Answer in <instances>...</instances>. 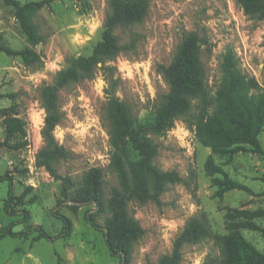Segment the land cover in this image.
<instances>
[{
    "label": "rangeland",
    "instance_id": "374dc122",
    "mask_svg": "<svg viewBox=\"0 0 264 264\" xmlns=\"http://www.w3.org/2000/svg\"><path fill=\"white\" fill-rule=\"evenodd\" d=\"M110 10L108 0H46L33 17L42 37L34 45L21 32L14 8L0 1L1 41L13 51H0V140L5 139L3 116L15 112L23 121V132L0 148V173L12 175L14 193L23 195L19 208L29 212L24 219V213L11 216L4 211L9 183L0 181V264H124L106 243L103 228L109 209L96 214L100 227L93 226L87 211L95 206L73 208L63 194V178H71L76 186L91 167H102L105 197L109 198L119 182L111 167L114 148L103 119L106 107L117 97L133 116H148L169 90L158 65L170 63L184 33L195 31L202 39L201 56L212 98L221 81V58L228 48L239 58L241 71L264 88V17L247 13L238 0H150L142 21L115 29L128 48L114 59L98 63L92 78L60 91L62 117L53 130L52 146L64 148L68 156L54 162L61 176L56 178L37 161L39 152L50 145L43 134L47 111L41 104L40 88L53 82L69 58L90 55L102 38ZM25 47L40 55L38 65L27 66L16 54ZM200 107L195 99L191 112L172 129L162 135L150 134L158 146L153 163L161 170L175 171L181 180L169 183L159 201L129 203V214L143 229L132 246L130 264H160L194 216L207 218L211 236L185 244L180 264H203L208 256L218 258L216 236L230 232V221L248 218L264 228V216L251 215L264 209V155L249 145L234 154L213 153L200 142L190 121ZM260 141L264 147V130ZM211 154L227 176L208 175L205 162ZM234 183L240 185L228 187ZM55 213L71 219L69 237L36 239L37 231L28 238L1 236L12 221L17 222L14 231L41 226L57 235L63 231V221ZM239 230L264 253V231Z\"/></svg>",
    "mask_w": 264,
    "mask_h": 264
},
{
    "label": "trees",
    "instance_id": "16d2710c",
    "mask_svg": "<svg viewBox=\"0 0 264 264\" xmlns=\"http://www.w3.org/2000/svg\"><path fill=\"white\" fill-rule=\"evenodd\" d=\"M0 1L14 8L21 32L31 44L36 45L42 41L33 17L46 0L24 3L20 0ZM108 1L111 10L104 22L102 38L95 44L90 55L69 58L68 65L56 72L53 82L44 83L40 88L41 104L47 111L43 134L50 145L39 152L37 161L59 179L61 176L57 173L54 162L68 156L64 148L52 146L53 130L62 117L60 91L71 84L92 78L98 63H106L124 52L128 46L120 42L115 29L142 21L150 2ZM238 2L247 13L259 18L264 17V0ZM1 40L0 34V51L13 53ZM16 54L21 55L27 66L40 63V55L30 47H25ZM201 54L202 39L198 33H184L170 63L158 65V71L167 80L169 90L162 95L155 109L146 117L133 116L124 101L117 97L111 98L103 119L106 121L107 132L114 148L111 167L118 177L119 185L112 188L109 198L105 197L102 167H91L76 186H73L76 183L71 178H63L66 185L63 194L71 201L73 208L81 204L95 206L87 211V219L93 226L100 227L96 222V214L109 209L110 217L103 228L106 243L110 253L120 256L124 264H130L132 246L143 232L140 223L129 214V203L159 201L169 183L181 180L175 171L161 170L153 163L158 154V146L150 134L162 135L172 129L178 119L191 112L193 102L197 99L201 102L200 111L190 121L203 145L218 154H234L245 150V145H249L254 152L264 155V147L260 141L264 130V88L255 78H250L241 71L239 58L232 48H228L221 58V81L212 98ZM3 124L5 139L0 140V148L9 143L17 133L23 132V121L15 112L12 116H3ZM205 170L208 175L223 173L227 176L223 168L215 163L212 154L205 162ZM0 181L9 183L4 211L11 216L24 213V219H28V210L19 208L23 195L14 193L12 175L9 172L0 173ZM215 181L220 183L217 178ZM238 185L240 184L234 183L228 187ZM55 215L63 221V231L57 235L49 234L41 226L14 231L12 228L17 222L12 221L6 226V233L2 232L1 236L7 234L28 238L31 232L37 231L36 239L69 237L73 228L71 219L63 214ZM251 215L252 218L264 216V209L255 210ZM241 227L264 231V228L248 218L230 221V232L216 236L220 256H208L203 264H264V253L245 238L239 230ZM209 236L211 227L207 218L192 217L177 236L172 252L162 256L160 264H180L181 249L185 244L198 243Z\"/></svg>",
    "mask_w": 264,
    "mask_h": 264
}]
</instances>
